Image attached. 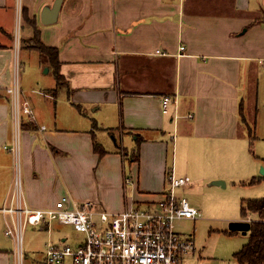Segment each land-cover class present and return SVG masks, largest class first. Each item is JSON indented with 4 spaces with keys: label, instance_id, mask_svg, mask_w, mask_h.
I'll use <instances>...</instances> for the list:
<instances>
[{
    "label": "crops",
    "instance_id": "1",
    "mask_svg": "<svg viewBox=\"0 0 264 264\" xmlns=\"http://www.w3.org/2000/svg\"><path fill=\"white\" fill-rule=\"evenodd\" d=\"M51 2L0 0V264H23L29 225L19 230L21 255L6 233L16 218L1 211L18 201L45 208L68 194L112 213L129 205L156 210L179 155L190 171L208 173L210 185L264 180L252 149L264 138V0H64L58 21L44 24L40 12ZM23 8L37 18L42 42L59 49L66 85L55 96V72L53 80L42 72L54 68L30 47L34 28ZM26 55L38 58L33 79H20ZM14 84L33 115L17 110L8 92ZM165 95L178 96V115L174 104L163 112ZM185 177L180 188L192 186ZM248 198L255 197H243L241 211ZM256 219L254 212L228 217L230 224ZM232 230L223 229L237 236L235 259L249 230ZM61 237L48 241L68 242Z\"/></svg>",
    "mask_w": 264,
    "mask_h": 264
},
{
    "label": "built area",
    "instance_id": "2",
    "mask_svg": "<svg viewBox=\"0 0 264 264\" xmlns=\"http://www.w3.org/2000/svg\"><path fill=\"white\" fill-rule=\"evenodd\" d=\"M180 49L182 54L185 45H181ZM8 92L14 96L17 110L33 115L29 101L20 102L17 84L8 88ZM172 104L175 105V115H178V96H163V112H169ZM167 179L168 189L156 210L129 205L120 212L112 213L97 210L91 201H74L68 194L59 198L53 206L45 208H32L19 201L12 203L1 208V211L16 218L13 225H8L6 233L16 237L21 255L22 236L19 230L27 225H48L51 229L52 223L58 221L72 226L83 235L76 245L49 240L45 264H64L67 259L74 264H183L181 257L196 246L191 237L180 233L175 222L200 217L201 210L178 194V189L187 183V177L177 175L173 167ZM130 180L128 177L127 181ZM15 188L14 198L18 199L22 188L19 173Z\"/></svg>",
    "mask_w": 264,
    "mask_h": 264
},
{
    "label": "rangeland",
    "instance_id": "3",
    "mask_svg": "<svg viewBox=\"0 0 264 264\" xmlns=\"http://www.w3.org/2000/svg\"><path fill=\"white\" fill-rule=\"evenodd\" d=\"M28 55L22 57L20 60V79L24 75L33 79L29 73V69L31 66L38 64V58H34L31 55L29 58ZM24 68H26V72H24ZM48 69V66H45L42 72L48 77L54 76V71L47 72ZM53 79L54 77H52ZM260 109L264 111V99L260 103ZM255 136L252 138L253 140ZM252 149L256 156H260L259 160L263 161V164L259 167V171L261 174H264V138L259 137L254 140ZM175 162L177 164V159L173 161L174 164ZM234 168H236L235 165ZM207 174L205 172L201 174L200 170L197 169L190 171L186 160L182 159L179 155L177 175L188 176L191 181L190 185H192L191 187L180 188L179 191L186 198H189L191 203L202 212V216L195 221L183 218L175 222L179 230L193 238L196 246L194 250L189 251L185 255L186 257H181V262H184V264H235L236 260L231 258L230 253L233 247L232 238H236L237 236H229L223 229H231L228 217L234 211H237V215H240V213L242 215L241 199L243 197H261L264 195V180L256 184H249V182L244 181L247 185L239 184L236 180L235 184L233 180H229V185L223 187L221 185H210L209 182L212 179L210 180ZM246 193L251 196H246ZM52 229V232H49L47 228L42 230L39 226L32 225L25 228L23 264H45L43 251L46 248L45 242L48 241L50 236L54 240H59V238H62L61 236L68 235V243L73 245L78 244L83 239V235L73 230L70 225L55 222ZM66 264L74 263L72 260L67 259Z\"/></svg>",
    "mask_w": 264,
    "mask_h": 264
},
{
    "label": "trees",
    "instance_id": "4",
    "mask_svg": "<svg viewBox=\"0 0 264 264\" xmlns=\"http://www.w3.org/2000/svg\"><path fill=\"white\" fill-rule=\"evenodd\" d=\"M23 18L34 28V33L29 39L30 47L37 49L53 66L57 78V88L52 90L54 96L57 91L66 85V80L60 72L59 49L55 46L45 45L40 38V31L37 26V18L30 17L27 9L23 8ZM95 149L101 154L105 152L103 147L97 142ZM263 177H253L251 183L259 181ZM243 215L248 212L257 213L258 219L253 220L249 229V241L239 251L234 254L237 264H264V195L261 197L243 199ZM231 232H234L232 230Z\"/></svg>",
    "mask_w": 264,
    "mask_h": 264
},
{
    "label": "water",
    "instance_id": "5",
    "mask_svg": "<svg viewBox=\"0 0 264 264\" xmlns=\"http://www.w3.org/2000/svg\"><path fill=\"white\" fill-rule=\"evenodd\" d=\"M64 0H53L51 3H46L40 12V19L44 24H51L58 21ZM264 172V171H263ZM217 184L221 183V180H216ZM250 223L245 221H234L231 223V229L243 230L246 232L250 229Z\"/></svg>",
    "mask_w": 264,
    "mask_h": 264
}]
</instances>
